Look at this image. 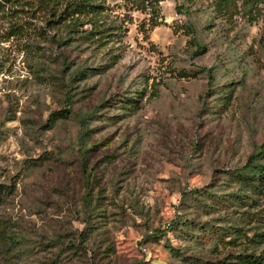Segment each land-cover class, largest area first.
<instances>
[{"label": "rangeland", "instance_id": "1", "mask_svg": "<svg viewBox=\"0 0 264 264\" xmlns=\"http://www.w3.org/2000/svg\"><path fill=\"white\" fill-rule=\"evenodd\" d=\"M210 2L159 0L155 13L106 0L72 27L37 0H0V264L250 252L235 174L260 149L264 164V0L252 23Z\"/></svg>", "mask_w": 264, "mask_h": 264}, {"label": "trees", "instance_id": "2", "mask_svg": "<svg viewBox=\"0 0 264 264\" xmlns=\"http://www.w3.org/2000/svg\"><path fill=\"white\" fill-rule=\"evenodd\" d=\"M119 1V0H118ZM124 4L134 6L136 9L145 11L147 7L152 5V10L155 13H159V0H121ZM38 2V12L48 13L49 17L55 18L53 21L66 22L69 21V25L75 27L81 25V17L88 14L96 15L101 13L106 7V0H37ZM261 0H211L210 6L212 10L217 13V16L223 18H233V16L238 15L246 22L252 23L256 19V11L259 9V3ZM154 24L156 23L153 21ZM92 27H99L100 20L97 18L95 22H92ZM79 32V31H78ZM95 32H99L96 29ZM93 33V30L85 31L84 37L89 38ZM92 39L97 40L98 37H93ZM202 46H197L198 51ZM206 72L211 77L212 69L207 68ZM211 82V78L208 81ZM126 103H131L132 101H125ZM70 114L68 108H62L60 110L54 111L49 115L48 122L53 124L58 119L67 118ZM82 131V137L86 135L88 129V119L87 116H82L80 118ZM264 145H261L263 148ZM88 151V148H86ZM262 150L260 149L258 153L249 156L248 161L244 167H242L235 176L238 182L246 183L248 186L246 192L235 194V201L238 204H243L244 200L249 199L245 206H250V211L248 214L241 218L242 222H247L250 226V231L254 229V233L248 237L246 246L251 248L250 252H241L234 254L232 257H224L221 260L215 262L204 261L201 258L196 259L198 264H264V246L258 251V245H264V164L258 162V158L262 155ZM6 191L4 187L0 186V203L4 200ZM241 231L240 227L236 226L234 232ZM87 227L84 231L79 234V238L83 239L85 237ZM218 236V241L224 244H234L239 246L240 240H236L232 235H226L222 231L216 233ZM227 237L229 239H227ZM71 245V244H69ZM74 245V244H73ZM72 245V246H73ZM74 247V246H73Z\"/></svg>", "mask_w": 264, "mask_h": 264}]
</instances>
